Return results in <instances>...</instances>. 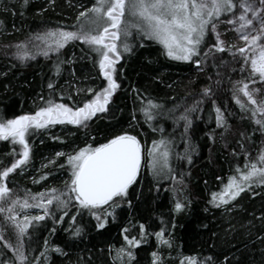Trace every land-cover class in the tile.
<instances>
[{
	"label": "trees",
	"instance_id": "obj_1",
	"mask_svg": "<svg viewBox=\"0 0 264 264\" xmlns=\"http://www.w3.org/2000/svg\"><path fill=\"white\" fill-rule=\"evenodd\" d=\"M93 2L27 0L26 6L21 7L23 0H0V118L34 113L42 106L41 95L45 99L49 97L50 78L55 81L57 102L69 106L82 105L86 98H91L88 88L99 90L106 84L99 74L98 64L93 63L94 54L79 41L61 50L60 59L68 63L62 65L59 77H54L50 71L56 59L54 54H50L51 59L38 55L36 60L20 63L11 55L15 49L6 48L47 28L63 26L73 30L79 12ZM132 44L133 52L125 54L119 63L120 88L113 95L107 113L97 114L98 118L89 121L86 128L57 124L34 130L28 137L29 161L10 173L6 181L14 190L12 199L17 195L23 199L25 190L35 194L62 187L68 179V171L59 168L60 164H65L66 156L58 158V152L69 154L87 144L96 146L122 131L137 135L141 143L151 146L161 133L153 132L152 126L145 123L140 112L142 100L146 102L151 98L165 105V109L174 104L193 103L192 99H186L180 80L194 73V63L167 58L162 46L153 40L134 38ZM242 63L239 56L233 59L226 52L215 61L216 66L212 61L208 63L214 94L201 110L190 114L193 123L186 135L183 123L175 125L165 117L154 122L157 128H164L165 136L174 140L172 167L177 173H183V185L176 184L178 191H173L172 180L152 178L145 169L143 181L139 183L138 178L128 196L117 200L114 215L106 218L102 229L96 227L98 221L87 210L77 215L75 207L68 209L69 215L62 222L47 218L34 224L22 241L29 264H115L111 253L123 244L125 235L141 240L138 247L131 248L134 255L131 264H153L154 252L160 254V264H177L186 257L198 261L206 259L207 264H264V219H261L264 217V185L253 183L251 190L219 208L209 203L211 194L222 192L229 177L239 179L238 166L245 171L244 152L254 162L264 148V133L251 119L253 106L233 87L237 81L248 83V73L240 71ZM217 80L219 85L215 84ZM80 89L83 91L78 92ZM234 93L249 111H242L236 104ZM213 100L224 113L227 121L224 127L216 126ZM185 141L191 146V163L187 158H176V153L184 154ZM20 151L21 147L13 145L11 140H0V171L19 159ZM53 160L56 164L50 163ZM43 176L47 178L41 179ZM139 184L140 190L136 193ZM177 200L185 205L180 212L175 211ZM105 210L113 211L106 206L98 214L103 217ZM16 213L19 219L24 215L43 214L42 210H20L18 206ZM73 216H77L76 224L81 228V234L75 237L65 231L70 228ZM141 224L145 230L143 238ZM125 228L127 233L123 231ZM161 230L170 246L158 242L155 233ZM45 241L48 242L46 252ZM19 243L11 222L5 219V214H0V261L12 264L13 252L8 245ZM56 246L62 249L61 253L54 251ZM42 252H45L44 257H41ZM35 257L41 258L37 262Z\"/></svg>",
	"mask_w": 264,
	"mask_h": 264
},
{
	"label": "snow or ice",
	"instance_id": "obj_2",
	"mask_svg": "<svg viewBox=\"0 0 264 264\" xmlns=\"http://www.w3.org/2000/svg\"><path fill=\"white\" fill-rule=\"evenodd\" d=\"M26 4L27 0H23L21 7H25ZM7 10L5 7V11ZM222 16L230 17L225 19L224 23L233 26L239 40L243 41V47L236 45L226 47L218 30ZM72 29L68 30L63 26L47 28L30 34L24 41L6 46L15 49L11 55L20 63L36 60L38 55L51 59L50 54H54L56 59L50 71L54 77H59L62 65L68 63L60 59L61 50L79 41L94 54L96 59L93 63L98 64L99 74L106 81L99 90L88 88L87 93L91 94V98H86L82 105L69 106L57 102L55 81L50 78L47 85L49 97L45 99L41 95L42 106L34 113L17 115L10 119L0 118V140H11L13 145H19L22 149L18 154L19 159L0 171V214H5V219L11 222L20 241L16 246L8 245L13 252L12 264H29V257L22 241L34 224L47 218H52L54 222H62L65 216L69 215L70 207L76 208L77 215H82L87 210L98 221L96 227L104 228L106 218L113 216L115 207H118L117 200L128 196L130 187L137 183L144 168L154 177L163 176L172 180L174 192L178 191L176 184L183 185V173H177L172 167L174 140L165 136L164 128H157L154 122L160 117H165L171 119L175 125L183 123L186 135L193 123L190 114L201 110L202 105L214 94L211 83L200 92L187 95L186 99L193 100L191 105L174 104L172 108L165 109V105L151 98L146 102L141 101L140 112L145 118V123L152 126L153 132L161 133L160 138L153 140L151 146L142 144L137 135L122 131L96 146L87 144L74 153H56L58 158L66 156L65 164L59 165L60 169L68 171V179L63 182L62 187H51L35 194L25 190L23 199L19 195L12 199L14 190L6 183L10 173L27 165L31 151L28 137L34 134V130L47 129L57 124L86 128L89 121L94 117L98 118L97 114L109 111L112 97L120 88L117 82L119 63L125 54H131L134 50L132 39L153 40L162 46L163 54L167 58L192 62L198 71H203L209 58L216 66L215 61L218 58L216 53L228 51L233 59L239 56L243 61L240 71L248 73V83L237 81L233 87L253 106L250 109L251 119L264 133V99L256 98L260 89L249 88L250 83L256 84L257 78L259 82L264 83V0H94L90 7H85L79 12ZM210 34L215 35V43L205 51L203 46L207 44L206 37ZM223 63L221 60V64ZM215 84L219 85L220 81H215ZM233 99L242 111H249L235 93ZM213 107L217 128L224 127L227 121L221 108L216 106L215 100ZM185 143L184 154L176 153V158H187L191 163V146L187 141ZM241 148L243 149V144ZM244 155L245 171H241L239 166L236 169L240 173L239 179L236 176L229 177L222 192L211 194L209 203L214 207L219 208L230 201H235L242 192L251 190L253 183L264 185V148L260 149L258 159L254 162H251V157L246 151ZM50 163L56 164V161ZM46 178L47 176L41 177ZM17 206L20 210H42L43 214L31 217L24 215L23 219H19L16 213ZM106 206L113 211L105 210L101 217L98 212ZM184 207L185 205L177 200L175 211L180 212ZM58 215L59 221H56ZM76 219L77 216H73L70 228L65 230L70 231L74 237L81 234ZM140 230L143 238L145 236L143 224L140 225ZM123 231L127 233L128 229L125 228ZM155 236L160 244L170 246V242L164 238V230L155 233ZM124 240L126 245L116 250L114 260L119 261V264H131L134 260L131 248L138 247L141 240L134 236L129 238L128 235L124 236ZM47 244L45 241V252ZM54 251L61 253L62 249L56 246ZM45 252L41 253V257L45 256ZM152 255L153 264H160L158 254L154 252ZM41 257L34 259L38 262ZM208 261H211V257ZM0 264L5 262L0 261ZM187 264H199V261L197 258L189 257Z\"/></svg>",
	"mask_w": 264,
	"mask_h": 264
},
{
	"label": "rangeland",
	"instance_id": "obj_3",
	"mask_svg": "<svg viewBox=\"0 0 264 264\" xmlns=\"http://www.w3.org/2000/svg\"><path fill=\"white\" fill-rule=\"evenodd\" d=\"M227 18H230V17L222 16L221 22L218 24V30L221 33V39L225 41L226 47L231 46V45H236L237 47H243L244 46L243 41L239 40V36L234 31L233 26L228 25L227 23H224L225 19H227ZM215 39L216 38H215L214 34H210L208 37H206L207 44H205L203 46L205 51H207V48L210 47L213 43H215ZM131 43H132V40H131ZM226 54L231 56V54L228 51H226ZM222 55H223V53H216V56L218 57L217 59H219ZM202 57H203V52L201 53V58ZM210 61H212L211 58H209V60L206 62L203 71H198L196 68L194 73H192L191 75L186 76L182 80H180L181 89L184 91V93L186 95H188L189 93H198L205 86L209 85L210 83L213 84V76L207 71V65ZM253 87L260 89L256 98L258 100L264 99V83H261V82H259V80H257L256 84H254V85L251 83L249 84L250 89ZM142 144L146 145L145 142H142ZM145 169L146 168L142 169L141 176L139 177V179H140L139 183H141L143 181V179L146 175V173L144 172ZM148 173H149V171H148ZM149 176H151L152 178H156L158 180L166 179L163 176L154 177L151 173ZM140 185L141 184L137 185L136 190H135L136 193L139 192ZM108 208H110V207H108ZM238 208H240V207H238ZM226 224H228V223H226ZM249 225L250 224H248V226ZM125 245H126V242L124 240L122 245H120L119 247H115V249L112 251L111 259L115 264H119V261L114 260V257L116 255V250L122 246H125ZM165 246H169V245H165ZM131 251H132V249H131ZM178 253H179V251H178ZM158 257L160 259V254H158ZM187 258H189V257H186V259H184V260H182V259L178 260L177 264H182V261L184 262V264H187ZM125 260H127V258H125ZM199 264H207L206 259L200 260Z\"/></svg>",
	"mask_w": 264,
	"mask_h": 264
},
{
	"label": "bare ground",
	"instance_id": "obj_4",
	"mask_svg": "<svg viewBox=\"0 0 264 264\" xmlns=\"http://www.w3.org/2000/svg\"><path fill=\"white\" fill-rule=\"evenodd\" d=\"M226 129V128H225Z\"/></svg>",
	"mask_w": 264,
	"mask_h": 264
}]
</instances>
